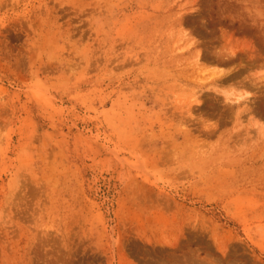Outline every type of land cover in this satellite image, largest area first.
<instances>
[{
    "label": "rangeland",
    "instance_id": "374dc122",
    "mask_svg": "<svg viewBox=\"0 0 264 264\" xmlns=\"http://www.w3.org/2000/svg\"><path fill=\"white\" fill-rule=\"evenodd\" d=\"M0 264H264V0H0Z\"/></svg>",
    "mask_w": 264,
    "mask_h": 264
}]
</instances>
